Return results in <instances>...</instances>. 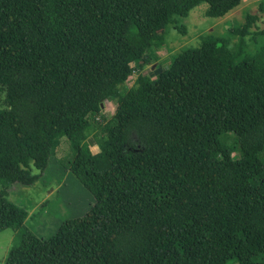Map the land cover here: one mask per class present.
I'll return each instance as SVG.
<instances>
[{"label": "trees", "instance_id": "1", "mask_svg": "<svg viewBox=\"0 0 264 264\" xmlns=\"http://www.w3.org/2000/svg\"><path fill=\"white\" fill-rule=\"evenodd\" d=\"M241 1L0 0V232L18 239L4 264H264V44L238 58L206 34L167 67L145 69L165 29L185 35L177 17L205 3L206 17L222 18ZM256 21L248 14L231 33L249 35ZM131 60L141 72L121 95ZM106 100L117 108L97 124L92 153V120ZM228 134L234 146L223 143ZM61 138L72 152L67 172L93 203L40 238L7 189L33 185L30 153L45 166ZM96 218L125 249L101 234L72 244Z\"/></svg>", "mask_w": 264, "mask_h": 264}, {"label": "rangeland", "instance_id": "2", "mask_svg": "<svg viewBox=\"0 0 264 264\" xmlns=\"http://www.w3.org/2000/svg\"><path fill=\"white\" fill-rule=\"evenodd\" d=\"M207 5L201 3L189 11L186 17H177V24L185 27V35L167 28L162 33L163 38L156 42L150 53L156 55L157 60L149 64L146 71H155L161 66L167 67L172 57L182 49L196 47L200 42V36L212 34L223 37L227 40L230 51L241 58L243 55H251L264 44L259 31L264 29V0H242L240 5L222 18H209L205 16ZM257 18L255 24L249 30V35L239 37L231 33L232 29L241 27L247 15ZM132 74L118 91L124 94L135 82L140 74L137 60H131ZM4 94L0 92V109L4 107ZM117 108L115 100H106L100 105V116L92 120V131L89 140L92 142L90 148L92 153H97L102 138L98 133V125L111 121ZM225 145L234 146V137L228 134L222 137ZM16 153H28L25 150H15ZM33 155L31 168L34 175H38L33 185H11L7 189L8 200L18 206L23 207L28 212L26 227L40 238L53 236L60 225L66 220L82 217L87 213L93 203L91 195L85 190L68 172V161L72 158V152L65 138L60 139L56 153L49 158L48 164L44 166L43 155L40 153H30ZM237 153L233 158H237ZM1 189V188H0ZM92 230L82 236V232L73 233L71 242L74 246L87 240L90 235L101 234L108 243L117 250L125 249L128 240L121 235L114 225L106 218H96L93 221ZM78 235V236H77ZM18 239L13 229H6L0 232V264L4 260L9 247L17 243ZM60 254L69 253V249L59 250Z\"/></svg>", "mask_w": 264, "mask_h": 264}, {"label": "crops", "instance_id": "3", "mask_svg": "<svg viewBox=\"0 0 264 264\" xmlns=\"http://www.w3.org/2000/svg\"><path fill=\"white\" fill-rule=\"evenodd\" d=\"M25 224H26V222H25Z\"/></svg>", "mask_w": 264, "mask_h": 264}]
</instances>
